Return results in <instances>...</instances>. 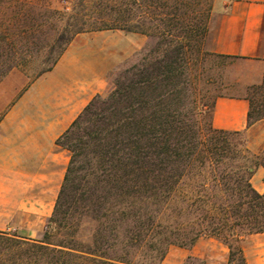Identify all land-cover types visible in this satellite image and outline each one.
Listing matches in <instances>:
<instances>
[{
	"label": "trees",
	"instance_id": "1",
	"mask_svg": "<svg viewBox=\"0 0 264 264\" xmlns=\"http://www.w3.org/2000/svg\"><path fill=\"white\" fill-rule=\"evenodd\" d=\"M213 1L75 0L73 13L61 14L0 0V83L35 55L47 65L41 74L51 71L82 33L152 40L57 139L70 162L46 232L0 231V264H162L172 246L191 249L203 237L229 249L228 264H247L243 241L264 233V193L252 184L264 150L253 153L243 132L216 129V103L198 90V62L239 60L205 49ZM245 99L250 127L264 110ZM184 264L207 263L190 256Z\"/></svg>",
	"mask_w": 264,
	"mask_h": 264
},
{
	"label": "crops",
	"instance_id": "2",
	"mask_svg": "<svg viewBox=\"0 0 264 264\" xmlns=\"http://www.w3.org/2000/svg\"><path fill=\"white\" fill-rule=\"evenodd\" d=\"M210 35L212 53L264 66V0H234L227 6H217L210 22ZM146 42L144 35L120 30L82 33L71 42L56 66L37 79L30 80L19 69L11 71L0 83V182L6 181L5 176L14 167H27L26 172H19L33 176L42 185L45 179L53 178L60 168L57 160L66 151L56 145L57 139L94 97L106 92L109 74L144 48ZM263 79L264 71L259 82ZM41 102L46 104L45 111ZM249 111L250 103L245 98H218L213 126L250 132L264 119L249 127ZM47 159L53 161L51 171H47ZM258 173L263 177L262 170ZM61 185L57 187L58 193ZM254 187L264 193V183ZM0 191L5 189L1 187ZM0 198L4 200L5 195L1 193ZM0 231L5 229L0 227ZM217 243L229 253L225 245ZM243 249L247 264H264V233L248 236ZM188 256L203 259L207 264H228L229 260L228 254L226 260L211 262L208 250L201 251L198 245L186 251L185 257Z\"/></svg>",
	"mask_w": 264,
	"mask_h": 264
},
{
	"label": "rangeland",
	"instance_id": "3",
	"mask_svg": "<svg viewBox=\"0 0 264 264\" xmlns=\"http://www.w3.org/2000/svg\"><path fill=\"white\" fill-rule=\"evenodd\" d=\"M32 1L38 6L49 8L61 14H72V8L75 5V0ZM85 1L87 2L89 0ZM233 1L214 0L213 12L217 6L220 5L223 7L224 4L227 6ZM87 9H81L82 15L88 12ZM67 20L68 17H65L64 23H59L60 26L66 24ZM51 23L58 24L56 19L51 20ZM146 38L147 42L145 46L152 42L150 38ZM212 43L213 37L210 35L205 44V49L208 52H212ZM18 57L20 56L18 55ZM6 59L7 55H0V61ZM119 65L109 74L107 78L109 84L104 94L111 90L112 75L116 72ZM46 66L44 65L43 56L35 55L22 62L19 70L30 80H35L43 75L41 72ZM263 71L264 66L257 62L218 60L212 57L206 58L203 62H198L195 68V74L199 75L198 90L204 96L203 101L214 105L217 99L222 97L250 98L254 103V108H260L262 110H264V79L262 82H259V80ZM41 107L43 111L46 110V104L44 102H41ZM202 121L203 123H209L210 117L205 116ZM242 137L247 147L253 153H261L264 150V123H261L250 132H243ZM32 162L33 160H30V164ZM57 162H60V168L56 170V175L53 178L44 180V185L37 183L33 176L20 173L21 171L26 172V170H29L27 167L23 169L14 167L13 172L5 176L6 181L4 183L0 182V190L1 187L5 189V191H0V194L5 195L4 200L0 198V227L4 228L6 232L16 233L19 236L30 239L43 238L46 232L47 222L54 210L58 194L57 187L62 184L70 162V153L64 151ZM46 164L48 166L47 171L53 170V161L47 159ZM259 170L264 172L263 168H259L254 173L252 178L253 186L264 183V175L260 177ZM53 186L56 189H51ZM197 245L200 246L201 251L208 250V254L211 256V262L222 261L228 258L229 253L225 251L227 249L217 243V241H211V238L203 237L195 246ZM194 247L186 249L172 246L162 264H177L179 262L184 264L188 257H190H185L186 251L192 250Z\"/></svg>",
	"mask_w": 264,
	"mask_h": 264
}]
</instances>
